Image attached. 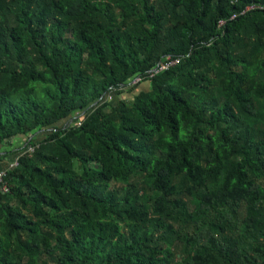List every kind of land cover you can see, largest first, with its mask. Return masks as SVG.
Listing matches in <instances>:
<instances>
[{
  "label": "trees",
  "instance_id": "1",
  "mask_svg": "<svg viewBox=\"0 0 264 264\" xmlns=\"http://www.w3.org/2000/svg\"><path fill=\"white\" fill-rule=\"evenodd\" d=\"M6 146L0 264H264V0H0Z\"/></svg>",
  "mask_w": 264,
  "mask_h": 264
},
{
  "label": "built area",
  "instance_id": "2",
  "mask_svg": "<svg viewBox=\"0 0 264 264\" xmlns=\"http://www.w3.org/2000/svg\"><path fill=\"white\" fill-rule=\"evenodd\" d=\"M252 9H254V6H250V7H248V8L246 9V11H244V14H246L247 11H250V10H252ZM233 18H236V16H234ZM225 24H226L225 21H222V22H221V25H222V26H224ZM167 59H168L169 62H168L167 64H163V65L160 67L161 70H166V69H168L169 67H171V66H173V65H177V63L180 61L179 59L174 60V59H172V57H167ZM139 81H140V78L136 79V80L134 81V83H138ZM28 152H29V153H33V152H34V149H33V148H30V149L28 150ZM17 166H18V160H17L13 165H11L10 168H15V167H17ZM5 177H6V171H4V170H3V171H0V191L3 192V193H8L9 190H8L7 186L4 185Z\"/></svg>",
  "mask_w": 264,
  "mask_h": 264
},
{
  "label": "crops",
  "instance_id": "3",
  "mask_svg": "<svg viewBox=\"0 0 264 264\" xmlns=\"http://www.w3.org/2000/svg\"><path fill=\"white\" fill-rule=\"evenodd\" d=\"M22 140L16 142L17 145H25V138H21ZM14 144V143H13ZM19 147V146H17ZM18 149L9 150V147L0 148V171H6L8 167L14 162V156L11 153L18 152Z\"/></svg>",
  "mask_w": 264,
  "mask_h": 264
},
{
  "label": "rangeland",
  "instance_id": "4",
  "mask_svg": "<svg viewBox=\"0 0 264 264\" xmlns=\"http://www.w3.org/2000/svg\"><path fill=\"white\" fill-rule=\"evenodd\" d=\"M149 88V82H145L144 84L140 85L137 89V91L141 90V89H148ZM130 96V95H129ZM22 140L21 138L17 139L15 142H18Z\"/></svg>",
  "mask_w": 264,
  "mask_h": 264
}]
</instances>
